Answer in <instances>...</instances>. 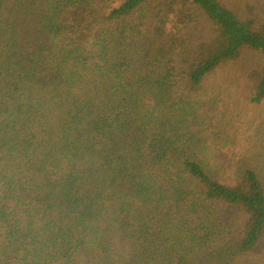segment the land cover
<instances>
[{
    "label": "trees",
    "instance_id": "16d2710c",
    "mask_svg": "<svg viewBox=\"0 0 264 264\" xmlns=\"http://www.w3.org/2000/svg\"><path fill=\"white\" fill-rule=\"evenodd\" d=\"M243 1L0 0V264H264V173L206 91L264 105Z\"/></svg>",
    "mask_w": 264,
    "mask_h": 264
},
{
    "label": "rangeland",
    "instance_id": "374dc122",
    "mask_svg": "<svg viewBox=\"0 0 264 264\" xmlns=\"http://www.w3.org/2000/svg\"><path fill=\"white\" fill-rule=\"evenodd\" d=\"M238 12V8L245 3L243 0H222ZM264 0H258L261 2ZM264 66V58L250 54L242 68ZM237 69V68H232ZM210 78L207 89L210 94L222 99L229 115L230 124L235 126L236 132L244 137L245 145L241 143L242 158H250L258 162L260 170L264 173V105L253 106L249 103V95L240 92L237 83L229 81L228 70L225 68ZM230 91V93H228Z\"/></svg>",
    "mask_w": 264,
    "mask_h": 264
}]
</instances>
